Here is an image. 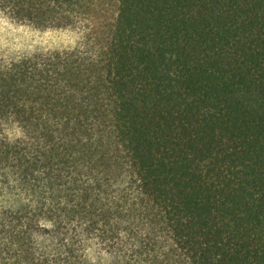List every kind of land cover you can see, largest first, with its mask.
Here are the masks:
<instances>
[{"label": "trees", "instance_id": "16d2710c", "mask_svg": "<svg viewBox=\"0 0 264 264\" xmlns=\"http://www.w3.org/2000/svg\"><path fill=\"white\" fill-rule=\"evenodd\" d=\"M0 13L83 33L0 60V264H264V0Z\"/></svg>", "mask_w": 264, "mask_h": 264}, {"label": "rangeland", "instance_id": "374dc122", "mask_svg": "<svg viewBox=\"0 0 264 264\" xmlns=\"http://www.w3.org/2000/svg\"><path fill=\"white\" fill-rule=\"evenodd\" d=\"M81 28H37L27 23L17 22L0 13V60H7L35 52L72 49L79 45L82 38ZM9 138L20 137L22 132L18 125L10 123L5 127ZM120 185H130L123 178ZM91 264H110L114 256L98 243L90 242L85 250Z\"/></svg>", "mask_w": 264, "mask_h": 264}]
</instances>
